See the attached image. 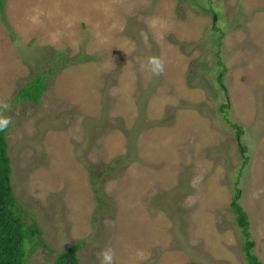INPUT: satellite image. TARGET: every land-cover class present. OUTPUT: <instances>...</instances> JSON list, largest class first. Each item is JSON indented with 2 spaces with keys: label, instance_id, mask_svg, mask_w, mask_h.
Wrapping results in <instances>:
<instances>
[{
  "label": "rangeland",
  "instance_id": "rangeland-1",
  "mask_svg": "<svg viewBox=\"0 0 264 264\" xmlns=\"http://www.w3.org/2000/svg\"><path fill=\"white\" fill-rule=\"evenodd\" d=\"M38 76L41 103L16 101ZM2 103L13 193L45 244L26 264L77 240L81 264L105 249L113 264H247L236 188L264 264V0H5Z\"/></svg>",
  "mask_w": 264,
  "mask_h": 264
},
{
  "label": "trees",
  "instance_id": "trees-1",
  "mask_svg": "<svg viewBox=\"0 0 264 264\" xmlns=\"http://www.w3.org/2000/svg\"><path fill=\"white\" fill-rule=\"evenodd\" d=\"M5 8V0H0V13ZM210 10H207L208 13ZM214 33H212L213 35ZM220 36H218V40ZM219 45V42H218ZM220 67L217 75V82L220 84L225 69L222 63L218 62ZM46 84L43 77H35L28 80L15 95L16 101L30 102L40 104L45 92ZM228 103L221 106L220 111H224ZM230 127L236 131V136L243 135V128L237 124H230ZM9 126L5 131H0V264H26L28 249H35L41 243V231L38 224L27 219L25 210L21 207L13 193L11 186V158L8 150L7 133ZM238 151L244 155L246 148L238 145ZM246 159H244V164ZM91 184L94 183V176L91 177ZM100 188L94 189L95 200L100 203ZM239 189H235V194L230 202L229 208L235 219V225L241 237V252L247 264H262L253 251L252 235L249 230L250 223L247 213L238 202ZM102 204V203H101ZM85 245V241L77 240L67 250L54 253V260L50 264H81L78 253ZM45 248V244L41 243Z\"/></svg>",
  "mask_w": 264,
  "mask_h": 264
},
{
  "label": "clouds",
  "instance_id": "clouds-1",
  "mask_svg": "<svg viewBox=\"0 0 264 264\" xmlns=\"http://www.w3.org/2000/svg\"><path fill=\"white\" fill-rule=\"evenodd\" d=\"M147 63L151 66V72L153 75H160L164 71V62L159 57H149ZM0 109L9 110L10 105L7 103L0 104ZM12 123L11 117H5L0 115V131H5ZM101 264H113L114 253L111 249H105L101 253Z\"/></svg>",
  "mask_w": 264,
  "mask_h": 264
},
{
  "label": "water",
  "instance_id": "water-1",
  "mask_svg": "<svg viewBox=\"0 0 264 264\" xmlns=\"http://www.w3.org/2000/svg\"><path fill=\"white\" fill-rule=\"evenodd\" d=\"M214 20H215V18H214Z\"/></svg>",
  "mask_w": 264,
  "mask_h": 264
}]
</instances>
